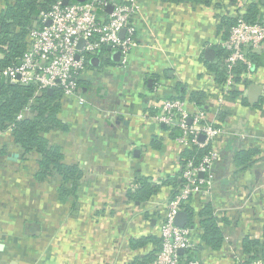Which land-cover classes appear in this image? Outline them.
<instances>
[{
	"label": "crops",
	"instance_id": "crops-1",
	"mask_svg": "<svg viewBox=\"0 0 264 264\" xmlns=\"http://www.w3.org/2000/svg\"><path fill=\"white\" fill-rule=\"evenodd\" d=\"M6 1L0 0V10ZM251 3L264 16V0L210 5L139 0L136 44L126 63L120 47L104 45L94 56L98 61L82 71L84 104L62 97L58 116L67 129L48 135L50 144L61 147L64 162L83 171L75 191L60 188L58 176L36 180L38 154L24 153L11 130L0 132V264H130L149 258L158 247L160 205L178 192L182 180L176 136L154 118L160 101L204 93L202 101L218 125L219 84L210 64L222 39L219 28ZM207 47L215 50L213 60L205 57ZM260 56L264 61V52ZM106 58L113 64H104ZM243 78L249 83L241 81L238 96L226 100L227 115L217 126L215 179L208 192L186 205L197 230L199 212L208 206L222 232L221 248L198 246L201 264H237L244 239L264 241V63L254 64ZM250 83L262 86L253 105L246 99ZM20 114L29 117L32 110L28 106ZM248 148L258 154L239 169L234 155ZM168 177L177 184L165 183ZM140 179L157 188L147 201L130 196Z\"/></svg>",
	"mask_w": 264,
	"mask_h": 264
},
{
	"label": "built area",
	"instance_id": "built-area-1",
	"mask_svg": "<svg viewBox=\"0 0 264 264\" xmlns=\"http://www.w3.org/2000/svg\"><path fill=\"white\" fill-rule=\"evenodd\" d=\"M109 6H112L111 11H107ZM138 9L139 0H86L68 4L54 0L50 9L40 12L35 26L30 29L29 47L19 64L7 66L0 73L11 83L35 85L36 93L57 89L61 91V98L76 97L83 105L85 96L78 81L82 71L87 69V60L108 45L120 47L124 54L122 62L126 63L127 53L136 44L133 19ZM239 15L238 21L229 29L228 37L218 43L228 52L224 58L228 74L218 88L217 107L225 104L229 91L239 90L241 81L233 78L232 67L237 63L245 65L244 77L253 66L248 54L264 52V20L250 23L241 17V13ZM122 30L123 36L120 34ZM80 40H83V45L78 48ZM174 96L161 99L155 120L168 127L179 128L176 143L181 151L190 146H209V150L197 163L188 159L184 165L181 164L182 185L173 197L160 205L163 209L160 248L148 264H201L197 257H189L201 244L200 232L194 225L178 226L174 220L177 212L184 211L195 195L210 189L215 179L214 165L220 160L219 152L213 148L220 128L209 117L205 105L199 107L188 99ZM18 117L21 118V114ZM236 262L243 264L241 258ZM251 264L261 262L256 260Z\"/></svg>",
	"mask_w": 264,
	"mask_h": 264
},
{
	"label": "trees",
	"instance_id": "trees-1",
	"mask_svg": "<svg viewBox=\"0 0 264 264\" xmlns=\"http://www.w3.org/2000/svg\"><path fill=\"white\" fill-rule=\"evenodd\" d=\"M77 2V0H69ZM171 3H178L186 0H163ZM199 5H210L214 0H187ZM54 0H7L3 8L0 10V71L7 66L18 65L21 56L29 47V31L35 26L38 16L41 11H46L51 8ZM240 15L237 13L234 17L223 19L220 25L221 38L226 39L229 35V29L238 21ZM241 17L250 23L262 22L264 16L258 14L256 4L251 3L241 14ZM104 48V47H103ZM106 48V47H105ZM217 56L214 62L210 64L215 78L221 87L225 81L227 66L224 58L228 52L217 46ZM261 53H249L248 57L252 64L264 63L261 59ZM104 64H113L111 58L103 60ZM88 67H92L91 59L86 62ZM246 72V66L242 63H237L231 69L233 78L236 81H243L248 84V80L243 78ZM83 87L86 83L83 80L78 81ZM83 84V85H82ZM84 88V87H83ZM204 93L190 92L186 95L174 96L180 99H188L191 103L197 106L204 107L202 98ZM238 95L237 90L229 91L226 99L232 100ZM30 107L32 114L29 117H21L18 115L26 108ZM61 107V91L53 90L52 92L42 91L36 93V86L33 84L11 83L0 73V132L11 130L13 140L21 146L24 153L35 152L38 154V169L35 172V178L38 181L50 179L54 176L60 177V188L69 185V188L75 191L78 187L79 179L82 176V169L77 164H67L64 162V156L61 147L56 144H50L48 135L53 130L67 129L64 123L58 116ZM216 120L222 123L227 115L225 106L217 107ZM172 135H180V130L177 126L170 127ZM209 150V146L198 148L196 146L186 147L181 151L180 163L182 165L188 159L198 162L200 158ZM258 151L255 148L241 149L234 155L236 167L246 169V167L254 160V156ZM165 183L174 182L175 179L168 177ZM140 187L132 192L130 196L138 201H147L156 192L157 188L147 179L139 180ZM178 185H182L178 182ZM176 193V192H174ZM188 214V224L194 225V212L186 206ZM199 236L201 244L208 248L217 250L221 248L223 243L222 232L218 226V217L213 214L210 207L205 206L199 212ZM195 226V225H194ZM264 239V238H263ZM158 247L151 252L149 258L141 261H133L130 264H147L155 257L156 252L160 248V238H157ZM142 243V241H140ZM198 247L195 249L197 251ZM195 251V252H196ZM243 256L241 257L243 264H251L256 260H264V241L260 239H244L242 245ZM195 252L190 253L192 258Z\"/></svg>",
	"mask_w": 264,
	"mask_h": 264
},
{
	"label": "water",
	"instance_id": "water-1",
	"mask_svg": "<svg viewBox=\"0 0 264 264\" xmlns=\"http://www.w3.org/2000/svg\"><path fill=\"white\" fill-rule=\"evenodd\" d=\"M86 0H77V2H84ZM69 0H63V4H68ZM112 6H109L107 8V11H111ZM48 23V22H47ZM124 30H122L120 32L121 36H123ZM83 45V40H80L77 47L81 48ZM78 57V55H76V58ZM205 57L208 60H213L215 58V50L212 47H207L205 49ZM114 60H119V52L115 53L112 57ZM98 57H92L91 58V62L93 61H98ZM53 89H48L47 92H52ZM261 91H262V86L257 84V83H250L248 86V90H247V95H246V99L247 102L250 105H253L255 103H257L260 99V95H261ZM200 138H203V135L200 136ZM175 224L178 226H184L187 224V213L185 211H179L177 212L176 216H175ZM179 252H182L181 250H179Z\"/></svg>",
	"mask_w": 264,
	"mask_h": 264
}]
</instances>
